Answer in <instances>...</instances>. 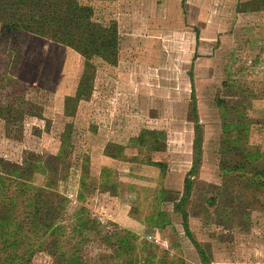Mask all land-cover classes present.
<instances>
[{
	"label": "rangeland",
	"instance_id": "obj_1",
	"mask_svg": "<svg viewBox=\"0 0 264 264\" xmlns=\"http://www.w3.org/2000/svg\"><path fill=\"white\" fill-rule=\"evenodd\" d=\"M256 1H91L117 25L114 62L0 27V172L50 161L67 197L56 239L41 229L25 264H264Z\"/></svg>",
	"mask_w": 264,
	"mask_h": 264
},
{
	"label": "trees",
	"instance_id": "obj_2",
	"mask_svg": "<svg viewBox=\"0 0 264 264\" xmlns=\"http://www.w3.org/2000/svg\"><path fill=\"white\" fill-rule=\"evenodd\" d=\"M91 1L98 0H0L2 35L11 37L23 33L49 37L78 51L85 63L89 57L114 62L118 44L117 25L114 21L97 22L94 19L95 9L89 4ZM262 3L263 0H257L254 8L253 5L249 7L254 3L248 2L247 12L260 10ZM90 80L88 76L81 75L77 98L92 86ZM9 114L5 113L6 116ZM64 141L67 142L66 139ZM244 162L239 163V167L244 166ZM38 163L35 161L36 166L25 167L7 164L4 172H0V264L27 263L35 248L33 241L38 238L41 229L56 239L59 227L55 223L61 214L60 201L62 198L66 201L67 197L55 193L57 179L52 180L49 176L53 170L50 161L46 162V166ZM37 171L46 175L45 186L32 184ZM255 173L258 178L264 177V167ZM260 185L264 187V181H260ZM53 198H57V201L54 202ZM183 227L203 257L201 248L188 232L185 216ZM125 251L131 253L128 248ZM58 258L60 264H77L73 258H66L65 253ZM125 264H133L132 258Z\"/></svg>",
	"mask_w": 264,
	"mask_h": 264
}]
</instances>
